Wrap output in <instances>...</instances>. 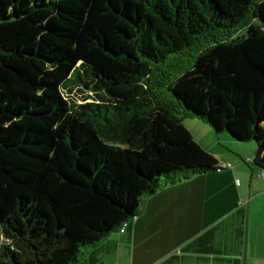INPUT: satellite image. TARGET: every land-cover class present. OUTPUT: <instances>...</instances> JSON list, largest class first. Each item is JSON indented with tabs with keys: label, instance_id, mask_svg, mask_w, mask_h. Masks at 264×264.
<instances>
[{
	"label": "trees",
	"instance_id": "obj_1",
	"mask_svg": "<svg viewBox=\"0 0 264 264\" xmlns=\"http://www.w3.org/2000/svg\"><path fill=\"white\" fill-rule=\"evenodd\" d=\"M179 114L264 170V0H0V264H74L220 170Z\"/></svg>",
	"mask_w": 264,
	"mask_h": 264
},
{
	"label": "crops",
	"instance_id": "obj_2",
	"mask_svg": "<svg viewBox=\"0 0 264 264\" xmlns=\"http://www.w3.org/2000/svg\"><path fill=\"white\" fill-rule=\"evenodd\" d=\"M216 134L205 143L194 140L215 155L220 170L144 197L123 231L107 235L74 264H264L258 147L226 131Z\"/></svg>",
	"mask_w": 264,
	"mask_h": 264
},
{
	"label": "rangeland",
	"instance_id": "obj_3",
	"mask_svg": "<svg viewBox=\"0 0 264 264\" xmlns=\"http://www.w3.org/2000/svg\"><path fill=\"white\" fill-rule=\"evenodd\" d=\"M244 31L245 30L242 29L241 33H243ZM86 95L87 96L91 95V91L85 88H83V90H80L75 87V89H73L72 92L69 94V97L76 100V103L81 104L85 102L83 99ZM91 98L92 97L90 96V98H88L86 101L92 102L93 100ZM179 116L183 117L182 114H179ZM182 123L185 126L189 125L187 127H190L189 129L193 135V138L202 140L201 141L202 143L208 142L212 137H214L215 139L217 138V135H219V134H216L217 132L215 131V129H213V127H211L209 124H207L204 120L200 118L184 116ZM262 156L264 158V153L262 154Z\"/></svg>",
	"mask_w": 264,
	"mask_h": 264
},
{
	"label": "built area",
	"instance_id": "obj_4",
	"mask_svg": "<svg viewBox=\"0 0 264 264\" xmlns=\"http://www.w3.org/2000/svg\"><path fill=\"white\" fill-rule=\"evenodd\" d=\"M226 166H227V167H231L232 165H231V163H227ZM261 175L264 177V170L261 172ZM238 182H239V179H236V182H235V183L238 184ZM125 225H126V223L123 225V227L121 228L120 231H123V230H124Z\"/></svg>",
	"mask_w": 264,
	"mask_h": 264
}]
</instances>
